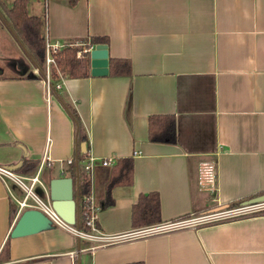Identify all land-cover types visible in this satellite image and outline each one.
Here are the masks:
<instances>
[{
	"label": "crops",
	"instance_id": "0c3cea01",
	"mask_svg": "<svg viewBox=\"0 0 264 264\" xmlns=\"http://www.w3.org/2000/svg\"><path fill=\"white\" fill-rule=\"evenodd\" d=\"M11 1L0 0V8ZM26 2L27 11L42 18L45 38L86 46L79 37L104 35L107 58L126 59L128 69L70 76L57 68L50 81L60 86L47 90L33 63L12 73L0 65L1 165L39 162L46 153L51 162L40 168L37 183L47 196L49 178L66 175L67 157L78 151L82 164L92 154L88 200L94 224L105 232L154 222L130 223L139 192H156L157 220L264 192V0ZM65 102L78 113L79 141ZM151 113L172 114L173 142L147 139ZM123 155L131 159L130 181L113 185L112 202L100 205L111 166ZM106 156L112 160H99ZM21 163L12 170L31 174L38 167L24 173ZM203 163L212 165L210 184L199 180ZM5 177L0 264H264V213L117 242L80 236L55 222L8 235L18 216L9 218L8 205L19 195Z\"/></svg>",
	"mask_w": 264,
	"mask_h": 264
},
{
	"label": "trees",
	"instance_id": "16d2710c",
	"mask_svg": "<svg viewBox=\"0 0 264 264\" xmlns=\"http://www.w3.org/2000/svg\"><path fill=\"white\" fill-rule=\"evenodd\" d=\"M27 0H12L10 6L6 4L1 5L0 20L5 19L8 23L10 30L16 35L19 43L27 51L31 63L37 67L39 74L44 76L45 66V50L44 42L45 37L41 33L42 18L35 13L27 11ZM1 4V3H0ZM1 17L3 19H1ZM84 41L86 47L94 44L95 42L102 41L106 43V36L104 35H90L88 38L79 37L78 41ZM75 41V39H72ZM79 44H68L67 42L54 52V63L50 66V74L54 75L57 68L63 73L70 76H80L90 74L89 64V49L83 50L79 56L76 55ZM108 74L125 73L128 69L127 60L120 57H108ZM50 88L55 89L53 82H50ZM66 109L71 114L74 122L75 139L79 141L83 133H80L79 116L75 109L68 104L64 103ZM146 136L147 139L173 142L174 126L173 117L169 113H151L147 115L146 119ZM82 155L80 152L75 151L70 160L65 164L62 172L70 175L73 178L72 192L77 197L76 207L78 208L77 226L85 230L89 228L85 219L86 213V200L85 195L89 194L90 189V176L81 164ZM117 160L111 166L110 177L105 181V195L102 197L100 205H106L112 202L110 188L116 183H128L130 181V164L131 159L127 155L118 156ZM39 162L35 159L23 158L20 165L24 173L33 172ZM229 203H235L231 201ZM16 204L9 202V218H12L16 213ZM130 223H148V221H155L158 219V206L156 192L149 190L146 193L139 192L136 199L131 203ZM9 235V233H8ZM8 245L5 243L4 247ZM118 264H142L141 260H133L131 262H120Z\"/></svg>",
	"mask_w": 264,
	"mask_h": 264
},
{
	"label": "built area",
	"instance_id": "2783aa9c",
	"mask_svg": "<svg viewBox=\"0 0 264 264\" xmlns=\"http://www.w3.org/2000/svg\"><path fill=\"white\" fill-rule=\"evenodd\" d=\"M66 42H60L58 40H49L48 37L45 38L44 42V50H45V59H44V82L46 83L47 90L50 87V65L54 63V52L59 50L62 46H64ZM68 44H79L77 41H68ZM89 49V47L80 45V48H77L76 55L79 56L83 50ZM60 84L56 82L54 87H59ZM134 152V150H133ZM111 156L102 157L99 160L104 163L110 162L112 159ZM95 157L88 153L84 157V161L82 163L83 168L86 172L90 173V167L92 163L95 161ZM70 160V157H67L66 162ZM50 158L46 153L40 157L38 167L35 172L31 174H17L12 169H9L4 164H0V177L9 176L14 179L15 183L23 188L22 195L20 197H15L16 199V210L19 214L21 209L24 207H35L41 209L44 213L48 215L51 222H55L59 225H64L66 227H70L72 231L80 236L93 237L97 240H102L103 242H117V240H124L128 238H132L133 236H141L147 235L148 233L155 232H164L171 229H180V227L185 226H196L205 223H211L212 221L225 220L227 218L232 217H240L243 215H253L264 213V198H259V200L254 201H245V202H235V203H227L217 207H211L208 210L187 212L186 214H179L174 217L165 218L163 220H157L154 222H150L145 225L135 226L125 230H119L117 232H105L99 231L94 224L95 218V208L90 204L88 200L89 194L85 195V208H86V224L89 225L88 229L82 230L76 227L73 223L66 224L62 218L58 215L55 209L50 204L48 195L47 200L42 199L37 193L35 194L32 190V187L37 183L41 182V178L38 176L40 168L44 165H49ZM199 180L207 182L210 184L213 178V171L211 163H203L198 168ZM24 178L28 179L26 183ZM46 189L44 188V191Z\"/></svg>",
	"mask_w": 264,
	"mask_h": 264
},
{
	"label": "water",
	"instance_id": "95a60500",
	"mask_svg": "<svg viewBox=\"0 0 264 264\" xmlns=\"http://www.w3.org/2000/svg\"><path fill=\"white\" fill-rule=\"evenodd\" d=\"M106 43L95 42L89 47L90 74H106L108 72ZM18 163L5 164L9 169H15ZM73 178L70 175H52L48 180L47 193L51 206L66 224L73 223L77 226L78 208L77 197L72 192ZM264 198V192L244 197L240 202L259 200ZM224 204L215 205L213 207ZM51 220L46 213L35 207H24L13 223L9 234L21 235V233L35 232L50 226Z\"/></svg>",
	"mask_w": 264,
	"mask_h": 264
},
{
	"label": "rangeland",
	"instance_id": "374dc122",
	"mask_svg": "<svg viewBox=\"0 0 264 264\" xmlns=\"http://www.w3.org/2000/svg\"><path fill=\"white\" fill-rule=\"evenodd\" d=\"M0 53L7 55V59L0 58V65L4 68L5 71L14 72V71H25L27 66L32 65L27 51L19 43L16 35L12 33L8 23L3 19L0 22ZM17 174V169L14 170ZM6 182L11 187L15 188V192L19 197L22 195L23 188L19 187L11 178L5 177ZM24 181L27 183L28 179L24 178ZM15 186V187H14ZM33 192L38 194L42 199L47 200V196L43 192L40 184L36 183L32 187Z\"/></svg>",
	"mask_w": 264,
	"mask_h": 264
}]
</instances>
